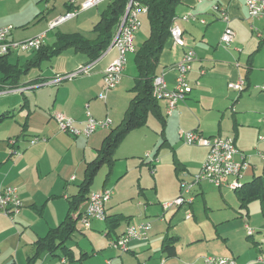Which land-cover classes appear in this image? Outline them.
<instances>
[{
    "label": "crops",
    "instance_id": "1",
    "mask_svg": "<svg viewBox=\"0 0 264 264\" xmlns=\"http://www.w3.org/2000/svg\"><path fill=\"white\" fill-rule=\"evenodd\" d=\"M41 1L0 0V28L12 27L13 29L14 26L27 28L31 25L33 30L22 33L16 41L22 42L45 34L42 45L51 46L56 40V35L52 44H45L50 32L48 31V24L59 15H64L73 9V7L69 4L70 0H56L64 3V10L60 8V12H57V2L55 0H51L55 5H51V1L41 5ZM74 1V6H76V1L83 0ZM176 9V17L191 14L195 15L198 21H177L182 31L185 46L176 45L171 37L168 38L160 54L158 73L164 72L163 78L166 87L172 90L176 71L170 69V67L181 60L186 48H190L196 54V61L192 64L191 71L188 74V83L192 89L183 102L176 104L170 115L165 114V102L158 101L160 113L164 117L163 122L158 120L154 114H148L144 127L149 125L152 119L155 122L156 129L159 130V138L156 136L152 145L159 144V147L155 153L149 151L146 152L145 156L151 160L156 159V163H152L151 160L148 163L152 168L155 167V164H158L160 170L162 161L159 162L157 157L161 150L167 151L168 153H165L163 158L165 159L170 154L175 172H184L188 176L186 178L191 180L197 174L207 155L206 147L187 146L182 143L180 133L194 131L204 137H220L234 141L236 149L245 156L247 163V167L239 180L240 185L249 182L255 176L264 175V158L261 157L264 154V137L261 136V132L264 130V118H262L264 107L261 101L264 96L249 93L251 89L260 91L261 87L264 88V86H257L264 85V72H262L263 77L257 79L255 74L258 71L254 64L257 63L254 56L262 51L264 46V35L259 32L256 34V38L259 40L258 43L254 44L253 50L247 54L245 60H242L241 55L245 48L241 50L235 47L229 49V47L222 46L220 42L226 27V24L220 19V13L222 11L226 13L229 19L228 26L233 31H235L234 26L236 24L240 26L244 18L251 21L255 20L249 17L243 0H182ZM141 16L147 22L146 13L139 15V17ZM262 19L264 18L257 20ZM199 20H203L204 24L200 23ZM71 21L72 19L67 22ZM215 21L217 22L215 24L216 29L212 31L210 24ZM141 26L140 24L137 33ZM252 29L250 26L251 31ZM56 34L72 33L57 32ZM95 38L96 35L94 34V38L90 40ZM10 40L15 41L11 37ZM236 40L237 35L235 34L232 44H235ZM135 41L136 36L134 43ZM18 53L12 54L16 64L19 63ZM65 53L69 54L65 57V65L57 70L50 67L53 77L48 78V76H45L46 73H42L30 81L24 83L20 81L22 86L18 89L0 92V94L5 92L23 94L27 90H35L32 93L34 98L30 101L23 94L22 101H17L18 108H4L0 112L1 114L6 111H13L12 118L3 120L0 123V186H10L18 189L22 202V208L13 221L0 214V261H2V264L11 257H13V263L15 264L18 262L19 264H27L29 256L34 253V242L44 237L50 229L61 224L68 213L70 199L78 192L77 186L75 194H69L71 189H69L68 184L76 181L71 173L79 171L81 165L86 167L87 157L92 158L89 162L96 157L103 139L112 128L121 123L132 96L130 91L135 76L129 72L126 63L120 84L106 93L105 100L102 101L97 98L103 92L102 74L116 57L115 50L107 48L93 62H90L87 55L72 47L67 48L55 57L64 56L62 54ZM24 54H30L25 60L26 63L34 56L33 52ZM129 56H132V54L128 55L127 61ZM79 66H89L88 74L71 80H63L56 84L52 83L54 77L59 74L70 73ZM201 71L203 74H200ZM238 79H242L246 87L241 93L234 96L231 93H235V91L229 90L227 84L229 82L235 83ZM129 85H132L131 88ZM19 90L21 92H18ZM245 92L248 95L242 97ZM87 113L95 120L109 119L111 126L104 128V130L98 129L88 138H84L83 136L74 137L60 132L57 123L54 121V116L61 114L74 119L78 123L77 128H81V123L87 120ZM27 138H42L43 140L34 144H31L28 140V144L23 145L21 141ZM136 138L131 139L128 143L127 149L130 151L135 148L143 149L145 146L142 140ZM152 146H148L149 148L145 146L143 151L152 149ZM72 149L81 152V156L80 158L78 156L76 160L75 158L70 159L68 162L66 161V155ZM130 153L132 152H124L123 155H125L124 157L133 155ZM158 171L156 174H158ZM66 178H69L68 181L65 180ZM105 184L102 186V190L106 189L104 188ZM197 186L201 187L200 184ZM179 189L180 184L179 187L177 184V190ZM91 194L93 193L89 191L87 197ZM177 197L178 191L173 195L160 197L159 204L161 208L164 203ZM111 200L112 198L105 207L106 217H111L108 221L113 222L118 216L123 217V219L112 226L107 221H103L106 230L104 233L106 241L98 242L96 235L88 233L89 237L86 239V236H84L83 239L78 240L79 244L75 247H70L66 243L69 251L67 259L65 256H51L47 252H43L34 264H197L198 258L203 257L202 254L206 251L217 257H232L237 264H264V252L262 250L264 245L261 239L257 238V241H261V243L253 241L259 252L258 256L251 253V250L248 252L249 255L240 253L241 249L239 250L234 246L229 235L222 234L218 229L215 230L210 239L204 236L200 237L197 234L186 241L184 240L182 245L176 247L175 244L179 237L172 235L171 232H174V229L170 232V224L180 208L168 210L162 208L164 212H173L166 223L164 216L158 218L160 221H151L147 216V211L150 210L146 209V205L141 209L140 202L134 207V210L127 207L126 213H121L115 211L116 208L112 209L110 206ZM86 202L87 200L80 207L82 217L78 221L79 223L84 218ZM191 207L192 205L184 209V221L191 222L193 219V215L190 219L185 218L186 211L191 212ZM246 214L249 222L247 220L243 227L245 232V227H250V223L254 222L249 213ZM140 223L150 224L151 229L146 239L130 242L127 250L122 253L109 246V242L123 234L129 225ZM13 224L23 230L22 233H19L18 238V228L16 225V227H13ZM253 225L256 229H261L263 226V224L255 223ZM91 226L86 229L89 231ZM189 227L193 226L189 224ZM119 228L121 230L115 233ZM239 231L242 232L241 229ZM77 232L81 233L82 227L79 229L76 227L74 234ZM25 233L29 236L27 237L28 242L24 245L23 237ZM253 235L247 236L252 238ZM11 238L14 241L12 239L9 242L8 240ZM165 238H172V245L175 247L174 256H168L161 252L162 241Z\"/></svg>",
    "mask_w": 264,
    "mask_h": 264
},
{
    "label": "rangeland",
    "instance_id": "2",
    "mask_svg": "<svg viewBox=\"0 0 264 264\" xmlns=\"http://www.w3.org/2000/svg\"><path fill=\"white\" fill-rule=\"evenodd\" d=\"M51 0H49L50 2ZM56 1V0H55ZM83 1H76V6L81 5ZM42 2V1H41ZM56 11L60 12V8L64 10V3L63 1H56ZM45 4L42 2L41 5ZM55 5L53 1H51V5ZM108 8V4L106 2L98 5L97 7L90 8L86 11H81L76 17L72 19L71 22H66L63 26L57 27L56 29L49 32L48 39L45 42V44H52L54 37L57 32H65V33H81L86 39H93L94 38V32L93 27L95 24L99 21L101 13L106 11ZM62 13V11H61ZM140 18V24L142 25L139 32L136 36V41L134 43L135 50L139 48V46L143 43V41L148 37L149 35V26L148 22H146L143 16ZM217 22H213L210 24L212 27V31L216 29ZM62 25V24H61ZM236 26V27H235ZM234 26V32L237 35V40L235 41V44H231L229 46V49H233V47L238 49L245 48V51H243V54L241 55L242 60H245L247 57V54L251 52L254 48V44L258 43V39L256 38V34L259 32L264 35V19L262 20H249L248 18L243 19V23L240 26H237V24ZM250 26L253 28L252 31L250 30ZM33 30V26L29 25L27 28L23 27H17L14 26L10 37L18 40V37L22 35V33L31 32ZM223 46V45H222ZM24 53H30V52H20L18 53V65L23 69L26 67V58L30 56V54H24ZM64 56H58L55 58H52L50 60H43L40 62L38 66H32L29 67L28 70L21 76L20 81L21 82H27L32 79H35L40 74H45V76L53 77L52 70L50 67L55 68L56 70L60 68L61 66L65 65V57L69 54L65 53L62 54ZM61 57V58H60ZM80 57V56H79ZM254 59H257V63H254L257 71L255 76L257 79H261L263 77L261 70H264V46L262 48V51L257 53ZM10 63L14 64L16 63L14 58H11ZM127 67L129 69V72H131L134 76H136V67L134 64V54L132 56H129L127 61ZM49 70V71H48ZM56 72V71H55ZM62 74V73H61ZM58 75V76H63ZM1 77V75H0ZM55 78V77H54ZM132 85H129L131 88ZM259 87L264 85H257ZM225 90V88H224ZM35 90H27L23 94L24 96L30 101L32 98H34ZM254 93L264 96V91H253L251 89L249 93ZM22 93H7L0 94V112L4 110V108H18V102L22 101ZM232 95L236 96L238 93H231ZM248 93H243L242 97H246ZM263 107H264V98L261 101ZM264 118V115L263 117ZM151 119V118H150ZM153 120L151 119L149 122V125L145 126L144 128L136 129L126 136L129 138H125L118 146L114 153V163L112 165V168L110 169L107 165H103L97 174L95 175L93 179V183L89 187V191L91 193H99L102 191V186L105 184L106 186L104 188L110 190L112 192V200L110 202V206L112 209L117 212L126 213L127 207L134 210V207L140 202L141 209L144 205H146V209L148 208L150 211H147L148 217L151 221H160L158 218L164 216L165 222L167 223L171 216L173 215V212L167 211L164 212L161 208L160 197L162 196H168L173 195V193H176L179 190H177V184L179 187V184L181 181L189 182L191 181L186 173L177 171L175 172V166L171 162V156L170 154L163 158V155L165 153H168L167 151L161 150L159 152V155L157 157V160L160 162L162 161L161 168L159 170L158 164H155V167L152 168L151 165L148 163L150 161V158L145 157L146 152H153L157 150L159 147V144L156 146H152L154 143V140L159 138V130L156 129V126L154 124ZM58 128V126H57ZM264 129V127H263ZM59 130V129H58ZM155 130H157L155 132ZM261 136L264 137V130L261 132ZM137 137V140H142V143L147 146H152V149H149L148 151L139 148L127 149L128 143L131 139H135ZM39 139L38 141H42V138H34ZM33 138H27L21 143L23 145L28 144V140L30 142L34 140ZM125 141V142H124ZM151 148V147H150ZM124 152H132L129 157H124ZM152 153V154H153ZM80 158L81 152L79 153L76 149H72L71 151H68L66 155V161L72 160L73 158ZM91 157H87V160H89ZM152 161V160H151ZM69 162V161H68ZM178 166V165H177ZM176 166V168H177ZM84 165H81L79 167V171H73L71 175H73L76 178V181L70 182L69 189H71L69 194H75L77 190V186H80L82 179H83V173L84 172ZM201 167H199L198 171ZM159 170V171H158ZM154 171V172H153ZM158 171V174L156 172ZM154 174H153V173ZM198 173V172H197ZM70 175V176H71ZM69 178H66L65 180L68 181ZM242 183V182H241ZM201 187L197 186L193 189V195H194V202L191 207V212L193 215V219L191 222L184 221V214H185V208L181 207L178 211V214L173 218L171 221V228L170 232L174 229V232H171L173 236H178L179 240L175 244L176 247L179 245H182V242L185 240H188L193 235L199 234L200 237H205L210 239L211 236L215 233V230L218 229L222 234L229 235L230 240L234 243V246L239 248L240 253H247L251 250V253H254L258 256L259 252L258 249L255 248V245L253 244V241L263 243L264 245V218L262 216L260 203L258 200L249 202L244 208H240V202L239 197L237 193L234 190H230L227 188H216L209 182L203 181L200 183ZM201 188V190H200ZM201 191V192H200ZM175 200V199H174ZM122 201V203H120ZM173 201V200H172ZM111 209V210H112ZM156 212V213H155ZM249 213L250 218L253 219L254 222L252 224L250 223V228L253 229L254 235L252 238H249L244 230V225L247 222V214ZM2 215V214H1ZM9 220V219H8ZM10 222V220H9ZM91 228L86 229L82 226V222H77L76 227L79 229L82 227V232L75 233L71 239L67 242V245L70 247H75L79 244L80 239H83L84 236H86V239L89 237L88 233H91L93 235H96V240L98 242L106 241V238L104 237L105 233V224L103 222L99 221H89ZM249 222V220H248ZM263 224L261 229H256L253 224ZM189 224L193 227H195L193 230V227H189ZM16 224H13V227ZM17 238L19 236V233H22V229L17 226ZM242 232L240 233V229ZM121 230L119 228L115 233H118ZM88 231V232H86ZM193 232H195L193 234ZM224 232V233H223ZM112 237H114L113 233ZM29 234L24 235L23 242L24 245L28 242L27 237ZM224 236V235H223ZM261 241H257L258 239ZM13 238L9 239L10 242ZM14 241V239H13ZM212 244V243H211ZM204 245V244H203ZM264 252V249H262ZM204 254V255H203ZM202 256L206 257L207 255H212L213 253H209L206 251V253H203ZM215 255V254H214ZM249 255V254H248ZM203 257L198 258L197 264H202ZM13 257L8 258L7 261H5L4 264H15L13 263ZM0 264H2V261H0ZM19 264V262L17 263Z\"/></svg>",
    "mask_w": 264,
    "mask_h": 264
},
{
    "label": "built area",
    "instance_id": "3",
    "mask_svg": "<svg viewBox=\"0 0 264 264\" xmlns=\"http://www.w3.org/2000/svg\"><path fill=\"white\" fill-rule=\"evenodd\" d=\"M49 0H42L47 3ZM108 0H85L81 5L74 6L75 1L70 0L69 4L73 7L70 11L64 15H59L56 19L48 24V31H52L61 24L73 19L81 11H86L90 8L97 7L98 5ZM244 6L248 11V15L251 19L264 18V0H243ZM147 8L140 5L139 2L130 0L126 6L125 13L121 18L116 31L114 33L109 49H113L116 52V57L107 66L102 74L103 92L100 93L97 98L99 100H105L106 93L117 87L122 78L127 63V57L130 54H134V40L135 34L139 29V15L146 13ZM220 19L226 24L223 34L220 38V42L224 47H229L235 37L234 31L228 26V16L224 11L220 13ZM198 21L195 15L186 14L181 17H174L170 27V37L173 43L184 47V41L182 38V31L179 28L177 21ZM204 24L203 20H199ZM12 27L0 28V56L15 54L16 52H33L40 49L44 42L45 34L38 35L34 39L15 42L10 40ZM196 61V54L194 50L186 48L181 60L174 64L170 69L176 71L174 80V87L172 90L167 89L164 81V72H161L158 76H155L153 81V96L158 101H164L166 104L165 114L170 113L175 108L176 104L183 102L191 91V87L188 83V74L191 71L192 64ZM89 66H79L76 70L67 73L63 76H56L52 83L56 84L63 80H71L78 76L88 74ZM200 74H203L201 71ZM245 82L242 79H238L234 82H229L227 88L229 90L241 93L245 88ZM260 91H264V88H260ZM18 92H21L19 90ZM87 120L81 123V128H77V122L69 117L61 114L54 116V121L57 123L60 132L69 134L71 136H83L88 138L96 130L109 128L111 121L109 119L95 120L87 113ZM181 141L187 146H203L207 148V155L204 163L202 164L198 173L193 176L191 181H181L178 197L170 202L164 203L162 208L164 210L176 209V208H189L194 202L193 189L203 181L209 182L214 187L227 188L235 190L240 186L239 180L242 177L243 171L247 167L246 158L240 154L235 147L232 139H223L220 137H204L197 132H181ZM261 139V138H259ZM39 139H34L30 143L34 144ZM264 158V154L261 155ZM238 158V159H236ZM152 163H156V159L152 160ZM153 166V165H152ZM111 191L103 189L99 193L89 195L86 202V208L84 212V218L81 220L84 228H89L90 220L105 221L106 219V204L111 198ZM22 208V202L19 197L18 189L15 187H3L0 186V214L8 217L11 221L18 215ZM192 214L189 210L186 211L185 218L190 219ZM246 233L248 236H252L254 231L246 226ZM151 227L149 223H140L138 225H129L123 234L112 239L109 242V246L119 252H125L128 248V244L136 240H144L148 236ZM203 264H237L236 260L232 257H217L206 256L202 259Z\"/></svg>",
    "mask_w": 264,
    "mask_h": 264
},
{
    "label": "trees",
    "instance_id": "4",
    "mask_svg": "<svg viewBox=\"0 0 264 264\" xmlns=\"http://www.w3.org/2000/svg\"><path fill=\"white\" fill-rule=\"evenodd\" d=\"M130 0H108V8L101 13L99 21L93 27L96 35L94 40L86 39L80 33L56 34V40L51 46H41L33 51V57L26 63L25 68L18 64L10 63L11 54L0 56V92L11 91L20 88L21 76L29 67L38 66L43 60H49L69 47L78 50L90 59L97 60L111 44L116 28L125 13ZM147 8L146 17L149 26V35L134 52V64L136 76L131 88V99L124 112L119 125L112 128L102 141V146L97 150L96 157L86 164L83 181L78 186L77 194L70 199L68 213L64 220L50 229L47 234L34 242V253L29 256L27 264H34L43 252L51 256L64 257L67 259L68 248L66 243L76 231V224L81 219V205L87 200L89 187L99 169L107 165L110 169L114 163V153L124 138L140 127H144L148 114L152 113L161 122L164 117L160 113L158 100L153 96V81L158 76L159 58L170 38V27L176 16V8L182 0H134ZM13 111L0 114V123L12 118ZM240 202V208H244L249 202L258 200L264 217V175L255 176L249 182L241 184L234 190ZM111 218V217H110ZM106 217L109 225H116L123 217L118 216L113 222ZM172 238L162 241L161 252L168 256H174L175 247Z\"/></svg>",
    "mask_w": 264,
    "mask_h": 264
}]
</instances>
